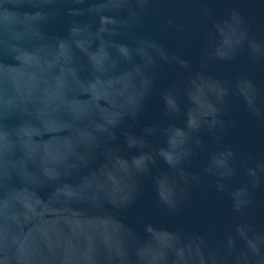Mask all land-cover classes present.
Listing matches in <instances>:
<instances>
[{"label":"water","instance_id":"1","mask_svg":"<svg viewBox=\"0 0 264 264\" xmlns=\"http://www.w3.org/2000/svg\"><path fill=\"white\" fill-rule=\"evenodd\" d=\"M0 264H264V0H0Z\"/></svg>","mask_w":264,"mask_h":264}]
</instances>
